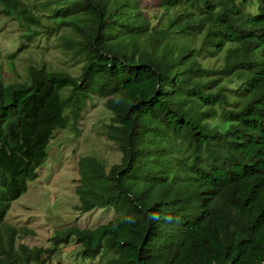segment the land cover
<instances>
[{
    "label": "trees",
    "instance_id": "1",
    "mask_svg": "<svg viewBox=\"0 0 264 264\" xmlns=\"http://www.w3.org/2000/svg\"><path fill=\"white\" fill-rule=\"evenodd\" d=\"M0 14L80 63L0 70V264H51L71 242L75 264H264V0H0ZM91 95L120 157H78L74 208L114 216L17 244L5 213Z\"/></svg>",
    "mask_w": 264,
    "mask_h": 264
},
{
    "label": "rangeland",
    "instance_id": "2",
    "mask_svg": "<svg viewBox=\"0 0 264 264\" xmlns=\"http://www.w3.org/2000/svg\"><path fill=\"white\" fill-rule=\"evenodd\" d=\"M253 8L254 5L247 6L248 10ZM21 31L23 28L14 20H4L0 14V70L3 73L9 71L14 78L21 79L28 63L44 61L54 68L78 74L79 61L64 53L57 33L37 36L28 41L19 36ZM23 42L27 46L16 53V48ZM9 54H14L13 69H9ZM109 117L104 98L91 95L86 100L76 132L69 127L53 132L48 155L36 169L37 177L28 181L26 191L10 203L5 213V222L21 229L16 237L17 244L47 245L55 228L66 225L90 228L114 216L111 206L77 211L74 206L78 198L73 189L79 156H95L107 166L119 161L118 149L103 134ZM77 251L78 246L74 242L62 244L51 264H75Z\"/></svg>",
    "mask_w": 264,
    "mask_h": 264
}]
</instances>
